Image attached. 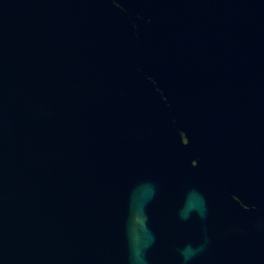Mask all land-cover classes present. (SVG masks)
<instances>
[{"label": "water", "instance_id": "obj_1", "mask_svg": "<svg viewBox=\"0 0 264 264\" xmlns=\"http://www.w3.org/2000/svg\"><path fill=\"white\" fill-rule=\"evenodd\" d=\"M0 264H264V0H0Z\"/></svg>", "mask_w": 264, "mask_h": 264}]
</instances>
